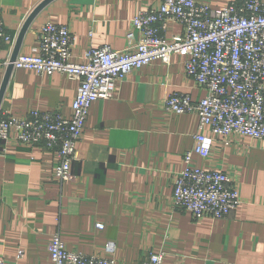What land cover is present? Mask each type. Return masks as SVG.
Instances as JSON below:
<instances>
[{
    "label": "crops",
    "instance_id": "crops-1",
    "mask_svg": "<svg viewBox=\"0 0 264 264\" xmlns=\"http://www.w3.org/2000/svg\"><path fill=\"white\" fill-rule=\"evenodd\" d=\"M42 1L0 0L6 31L14 37L0 48V89L19 33ZM161 1L53 0L30 25L19 54L37 52L47 21L70 27L75 62H84L91 47L125 49L139 39L138 33L128 37L134 15ZM198 1L223 8L234 0ZM182 33L181 24H168L167 39ZM184 60L175 53L169 63L154 60L133 69L115 83L113 98L93 103L70 179L55 177L56 151L0 141V258L50 264L49 243L60 225L72 251L102 255L115 242L116 252L107 255L116 264H143L159 251L163 264H264V139L235 134L226 143L207 128L211 155L195 156V164L226 171L241 203L226 217L198 220L175 206L174 178L194 145L199 119L167 111L163 100L174 92L195 101L207 94L186 73ZM78 88L65 73L14 68L0 112L25 117L37 109L69 118Z\"/></svg>",
    "mask_w": 264,
    "mask_h": 264
},
{
    "label": "built area",
    "instance_id": "built-area-1",
    "mask_svg": "<svg viewBox=\"0 0 264 264\" xmlns=\"http://www.w3.org/2000/svg\"><path fill=\"white\" fill-rule=\"evenodd\" d=\"M170 22L181 24L183 33L167 39ZM132 24L128 37L134 39L138 33L139 39L127 48L91 47L84 62H75V37L70 27L45 22L39 31L37 52L19 54L13 65L40 75L61 72L78 80L73 114L68 118L60 111L36 109L28 116L16 117L0 112V141L16 139L21 145L56 151L53 173L59 181L70 179L93 103L113 98L115 83L133 69L154 60L169 63L178 53L185 57L186 73L207 94L195 101L188 93L174 92L163 100L167 111L196 113L199 119L194 145L184 153L183 167L174 178V203L197 220L226 217L241 203L238 187L226 171L204 168L194 159L211 155L207 128L226 143L235 134L264 139V0H234L223 8H212L198 0H162L157 6L139 9ZM13 41L0 12V48ZM116 250V243L110 241L102 255L72 251L57 225L49 243V261L116 264V259L107 255ZM164 255L163 251L151 252L143 264H163ZM18 257H24L23 250ZM0 264L8 263L0 258Z\"/></svg>",
    "mask_w": 264,
    "mask_h": 264
},
{
    "label": "water",
    "instance_id": "water-1",
    "mask_svg": "<svg viewBox=\"0 0 264 264\" xmlns=\"http://www.w3.org/2000/svg\"><path fill=\"white\" fill-rule=\"evenodd\" d=\"M53 0H43L39 5H37V7H35V9L31 12V14L29 15V17L26 19L20 33L19 36L17 38L16 41V45L14 48V51L12 53L11 59L9 60V64L7 67V71H6V75L4 77L1 89H0V107H1V103L4 97V94L6 92L11 74L13 72L14 69V65L13 62L16 60L17 56L19 55L20 52V47L21 44L23 42L24 36L27 33L30 25L32 24V22L34 21V19L36 18V16L49 4L51 3Z\"/></svg>",
    "mask_w": 264,
    "mask_h": 264
}]
</instances>
